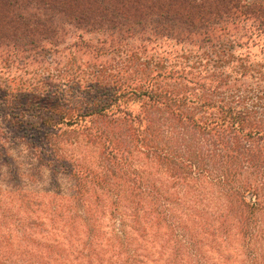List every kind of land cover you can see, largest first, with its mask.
<instances>
[{"label": "trees", "instance_id": "1", "mask_svg": "<svg viewBox=\"0 0 264 264\" xmlns=\"http://www.w3.org/2000/svg\"><path fill=\"white\" fill-rule=\"evenodd\" d=\"M0 6L36 15L46 35L74 23L98 36L81 40L91 58L78 67L81 106L47 82L26 106L49 116L34 128L81 121L100 150L62 172L72 195L36 194L29 213L0 209V264H264V0Z\"/></svg>", "mask_w": 264, "mask_h": 264}, {"label": "rangeland", "instance_id": "2", "mask_svg": "<svg viewBox=\"0 0 264 264\" xmlns=\"http://www.w3.org/2000/svg\"><path fill=\"white\" fill-rule=\"evenodd\" d=\"M35 16L27 14L23 21L15 15L8 18L7 15L3 16L0 6V85L18 99L9 105V101L5 100L6 93H0V98H4V101H0V123L8 138L0 144V198L3 200L0 209L10 205L22 214L34 210L36 194L52 192L72 195L76 191V182L62 172L69 165L81 167V160L94 162L100 153L99 149L88 146L86 139L81 137V121L73 127L61 125L52 129L30 125L49 117L35 107L26 106L30 99L36 101L30 93L45 90L48 85L44 82L52 84L53 90L59 91V94L66 95L70 107L81 106L83 96L77 92L81 86L78 67L91 59L87 51L84 52L81 40L98 38L96 34L81 30V25L74 27V23H70L71 26L67 23L64 26L69 20L66 15L57 16L64 28H55L46 35L45 28L35 27ZM58 23L54 26L57 27ZM68 76L75 79L77 88H69L74 83L69 81ZM57 96L50 98L52 106H57L58 102L54 100ZM46 137L49 143L41 141ZM35 148L43 150L42 162L34 156ZM47 164L57 165L58 174Z\"/></svg>", "mask_w": 264, "mask_h": 264}]
</instances>
